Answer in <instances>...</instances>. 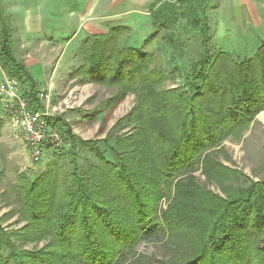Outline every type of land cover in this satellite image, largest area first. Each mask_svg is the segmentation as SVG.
<instances>
[{
    "label": "trees",
    "instance_id": "1",
    "mask_svg": "<svg viewBox=\"0 0 264 264\" xmlns=\"http://www.w3.org/2000/svg\"><path fill=\"white\" fill-rule=\"evenodd\" d=\"M152 16L153 38L179 19L189 20L204 37L201 58L184 73L167 72L159 51L120 45L128 27L83 41L77 76L117 88L111 106L134 95L135 108L121 120L134 129L117 138V163L105 158L98 142L71 138V169L58 157L36 181L17 188L33 232L26 242L51 243L44 252L21 253L11 243L19 235L0 227V264H264V179L236 186L243 176L217 161L225 154L223 144L240 141L264 112V46L238 62L226 52L211 54L210 27L194 6L171 5L170 15ZM1 25L0 66L28 82L27 69L13 55L11 31ZM177 73L185 89H165ZM31 90L36 97L39 92ZM79 149H87L97 164L81 168L74 153ZM198 171L225 197L194 177L178 181ZM163 200L170 203L166 211ZM143 241H164L171 259L138 256L135 249ZM4 249L13 256L6 257Z\"/></svg>",
    "mask_w": 264,
    "mask_h": 264
},
{
    "label": "rangeland",
    "instance_id": "2",
    "mask_svg": "<svg viewBox=\"0 0 264 264\" xmlns=\"http://www.w3.org/2000/svg\"><path fill=\"white\" fill-rule=\"evenodd\" d=\"M21 2L27 3L33 2V0H21ZM61 2L65 4L68 12L74 11L76 15L88 7L92 17L104 14L117 2V11L120 14L131 12L125 17L132 18V23L137 27L146 25L150 27L149 31L143 27L140 28L141 32L128 30L120 39V45L123 47L133 45L145 48L150 52L159 51L160 64L167 72L179 68L184 73L190 69L192 64L202 56L201 48L204 39L202 32L193 28L190 21L184 18L179 19L168 32L162 30L158 32L157 37H152L154 33L152 13L161 12L165 15L169 12L170 15L171 5H177L179 9H185L189 5L196 8L202 21L210 27V41L214 48L212 55L215 52H226L232 55L236 61L242 62L252 58L259 48L264 46V0H61ZM43 3L44 0H41L38 4L40 9H43ZM73 20L74 17H69V20L65 22ZM115 27H128V25L119 18ZM167 35H171L175 43H179V49L171 46ZM70 37L71 35L61 40L60 45L55 49L63 48ZM148 39H151L150 45L145 46ZM76 44L79 43L76 42ZM67 50L71 51L72 47ZM80 51L81 47L67 55L68 61L63 63L57 74V79L52 80L56 85L50 92L53 97L51 124L59 130L64 140L60 148L47 150L43 161L34 165L20 133L12 127L9 118L6 117V122L0 121V227L1 231H5V233L19 235L20 238H13L11 243L21 253L44 252L48 250L51 241L46 239L26 242L25 238L33 232L31 229H27L28 222L25 221L22 214L23 208L19 197H17V188L23 184L27 185V181H36L43 172L58 162V157H62L60 164L71 169L72 166L69 163V153H73L70 146L71 138L78 141L98 142V148L105 158L117 163L118 156L115 153L117 138L132 133L134 129L132 126H126L125 122L121 120L135 108V96L129 94L119 104L109 105L108 101L116 95L117 88L83 83L82 77L76 74V70L83 64ZM45 63L47 62H41L33 73L34 80L39 84L41 90L46 86L44 83L49 80L56 66V63L53 64V67L51 65L45 74ZM176 77L175 82L169 80L164 88L185 89V80L180 77L179 73L176 74ZM34 88L35 91L41 92L37 87ZM4 114L1 109V116ZM223 146L225 154L218 156L217 161L227 169L235 171L236 176L239 174L240 177L243 176L236 186L240 185L246 188L253 181L263 180L264 112L256 118L240 141L230 138ZM74 153L78 156L81 168L97 164L95 157L87 149H79ZM188 177H194L215 194L225 197L215 183L207 181L202 171L188 173L178 181ZM169 204L163 200L162 211H166ZM162 211L160 210L161 214ZM169 250L170 248L165 245L164 241H143L135 249L140 257L157 259L162 262L171 259ZM2 253L6 257H11V253L13 256V252L7 249H4ZM43 254L47 255L46 252ZM45 258L48 259V257Z\"/></svg>",
    "mask_w": 264,
    "mask_h": 264
},
{
    "label": "crops",
    "instance_id": "3",
    "mask_svg": "<svg viewBox=\"0 0 264 264\" xmlns=\"http://www.w3.org/2000/svg\"><path fill=\"white\" fill-rule=\"evenodd\" d=\"M40 2L41 0L27 3L21 2V0H0V33L3 29L1 25L3 22L11 31L13 55L18 63L25 66L30 76L26 85L30 88L37 87L41 92H51L55 87L56 83L53 81L57 79V74L63 63L68 61L66 58L68 54L79 50L85 39L106 35L111 28L117 26L119 18L127 23L131 32H141L140 28L142 27L149 31L150 28L147 25L137 27L132 23V18L125 17L131 12L120 14L117 11V2L110 7L109 11L96 17L91 16L88 7L76 15L74 11L68 12L61 0H44L43 9L38 7ZM113 9H115L114 13ZM69 17H74V20L65 22L69 20ZM70 35V40L64 44L65 48L55 49L60 45L61 40ZM69 47H72L71 51L67 50ZM41 62H47L44 68L45 74L49 67L51 65L53 67V64L56 63L55 69L53 68L54 72L51 73L49 80L45 81L44 85L46 86L42 90L34 80L33 74ZM7 77H10L9 74L0 66V82ZM1 120L6 122L7 119L5 114L1 116L0 108Z\"/></svg>",
    "mask_w": 264,
    "mask_h": 264
},
{
    "label": "built area",
    "instance_id": "4",
    "mask_svg": "<svg viewBox=\"0 0 264 264\" xmlns=\"http://www.w3.org/2000/svg\"><path fill=\"white\" fill-rule=\"evenodd\" d=\"M52 98L50 92L33 96L26 82L15 77L0 82V108L20 133L34 165L43 161L47 150L64 143L59 130L51 124Z\"/></svg>",
    "mask_w": 264,
    "mask_h": 264
}]
</instances>
